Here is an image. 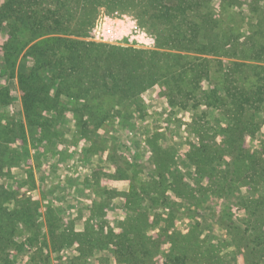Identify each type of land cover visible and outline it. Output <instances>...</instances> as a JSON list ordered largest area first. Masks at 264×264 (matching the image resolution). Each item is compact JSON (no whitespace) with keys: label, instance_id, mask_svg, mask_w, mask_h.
Returning <instances> with one entry per match:
<instances>
[{"label":"rangeland","instance_id":"374dc122","mask_svg":"<svg viewBox=\"0 0 264 264\" xmlns=\"http://www.w3.org/2000/svg\"><path fill=\"white\" fill-rule=\"evenodd\" d=\"M136 1L119 0L116 6L112 0H102L96 12L84 8L82 10L84 14L86 12L84 18L88 22L86 30L81 36L67 37L107 46L157 50L156 35L142 15L141 9L133 5ZM138 2L144 4L143 1ZM207 2L214 7V17L222 21L218 28L223 33L237 36L231 43L236 56L230 58L207 56L214 60L211 63L213 72L210 79L193 82L188 98L181 100L180 106L174 109L167 106L163 97L165 87L160 84L159 87L155 86L143 94L142 112L131 109L130 117L126 120L112 116L93 136H78L76 117L63 111L55 103L43 105L41 109L44 114L43 120L46 118L53 125L49 128V134L46 135L44 132L43 123H39L34 129H28L24 123L18 78L29 75L31 62L23 56L24 50L11 68L3 69L2 51L9 22L8 18H3L0 28V76L1 79L3 76L6 79L1 81L0 94H6L5 101L8 105L0 108V116H3L0 124L9 123L11 126L13 121H20L23 125L21 132L28 141L18 138L13 143L7 140L8 150L14 146L19 151V157L4 163L2 170L11 173V178H2L0 183L2 182L6 192L11 190L29 199L28 210L32 215L28 214V210L27 214L35 218L39 234L36 239H31L29 235L17 236L12 241L5 239V244L10 246L12 264H71V258L78 256L74 245L62 246L55 251L53 247L54 235L66 233L68 222L79 220L76 218V212L79 213L80 209L74 207L58 210L55 200L37 199V192L30 193L31 189L35 188V181L30 186L23 185L27 179L26 175L31 172L30 174L36 173L39 181H57L55 176L59 174L61 166L64 165L63 169L67 172L69 169L66 167L76 164L83 170L100 176L107 188L117 187L118 191H121L127 185L117 183L115 180L119 167L113 163V159H117L121 171L129 177H134L133 185L140 193L142 191L139 188L140 183L136 181L137 175L140 174L141 180L149 185L160 176L168 177L169 180L163 185L166 207L149 208L150 196L145 194L140 196L142 201L111 191L109 194L93 198L94 204L102 206L105 213L111 214L108 219L115 223L107 226L103 218H92L88 215L90 218H87L86 222L94 231L98 258L105 250V253L110 252L109 255L112 256L111 251L107 249L108 245L100 244L101 237L108 233L124 234L126 230L122 221L128 216L141 213L147 216L144 235L152 247L150 264H178L175 257L180 254L175 252L174 243L192 235L196 236V239L192 237L191 248L205 255L209 251L210 259H213L212 264H246L247 261L244 259L246 247L240 240L247 241L257 235L254 231L259 226V215L257 212L252 214L251 207L256 209L259 202L264 203V184H253L242 176L236 178L238 172L234 166H230L231 160L240 158L237 153H231L228 145L236 113L220 90L222 86L218 81L222 77V71L226 70L228 73L227 70H230L232 78L234 77V80L230 78L232 81L230 86L241 88L237 83L236 74L244 71L251 76L255 67L264 66L263 58L248 57L245 52L250 45L248 41L251 36L250 28L257 25V19L264 18V0H207ZM5 3L6 0H0V13ZM204 13L206 12L203 11L202 14ZM189 56L196 59L201 55L192 53ZM191 63L197 62L192 60ZM213 91L218 93L221 101L220 99L214 101L211 97ZM78 104L81 102L78 101ZM262 104L263 96L260 93L259 96H255L254 105H250L251 107L245 111L242 109L244 115L242 124L245 127L240 137L239 148L248 155L247 163H251L257 153L264 151ZM83 116L87 117V113ZM246 116L251 118L248 120ZM43 133L47 138L42 137ZM50 135L56 137L53 144L49 142ZM74 137L80 141L78 145H74L72 140ZM202 144H208L216 151H221V156L212 158L207 154L191 162L188 159L191 146L199 147ZM227 167L230 171L226 170ZM171 177H178L179 181L173 183ZM60 185H65V182L62 181ZM176 186L182 190L180 197L177 195ZM71 201L64 200L66 204ZM30 207H34L33 211ZM48 208L56 211L51 225L44 221L41 215L42 210ZM154 220L157 223H154ZM261 246L258 242L257 247L255 244H248L249 250L256 252V256L248 259L249 263L264 264V251L259 249ZM191 263L206 264V260L199 257Z\"/></svg>","mask_w":264,"mask_h":264},{"label":"trees","instance_id":"16d2710c","mask_svg":"<svg viewBox=\"0 0 264 264\" xmlns=\"http://www.w3.org/2000/svg\"><path fill=\"white\" fill-rule=\"evenodd\" d=\"M101 1L6 0L0 13V28L3 18H8L9 21L2 51L3 69L11 68L16 58L25 50L23 56L31 62V70L28 76H19L18 84L22 93L24 123L28 129H34L39 123H43L44 132L46 135L49 134V128L53 125L48 119L43 120L44 114L41 109L43 105L55 103L63 111L76 117L78 136H93L112 116L126 120L130 117L131 109L142 112L143 94L155 86L159 87L160 84L165 87L163 97L167 106L174 109L180 106L181 100L188 98L193 82L210 79L213 72L211 63L214 60L208 57L236 56L231 43L237 36L223 33L218 28L222 21L214 17V7L210 6L207 0H138L144 4L135 0L133 5L141 9L142 15L156 35L157 50L107 46L68 38L67 36L77 37L84 33L88 22L84 18L86 12L84 14L82 10L88 8L90 12H96ZM112 2L116 5L119 0ZM203 11L206 13L202 14ZM250 33L251 36L248 38L250 45L245 50L247 56L264 59V18L257 19V25L250 28ZM192 53L201 56L195 59L189 56ZM248 57L246 58L249 59ZM185 59L195 60L197 63L193 64ZM227 71L228 73L226 70L222 71L218 83L222 86L220 90L229 100L228 104L236 113L228 145L231 153H237L240 157L231 160L230 166H234L238 172L236 178L242 176L253 184H264V151L257 153L254 160L247 163L248 155L239 148L240 137L245 127L242 124L244 117L242 109L245 111L251 107L250 105H254L255 96H259L260 93L263 96L264 109V66L255 67L251 76L244 71L240 72L241 74H233L241 88L230 86L234 77L232 78L230 70ZM1 77L0 84L6 79L5 76L3 79ZM211 97L214 101L220 99L218 93L214 91ZM6 99V94L1 93L0 108L8 105ZM78 101L81 104H78ZM84 113H87L85 118ZM2 117L0 116V119ZM250 118L246 116V119ZM22 126L20 121H13L11 126L9 123L0 124V179L11 178V173L3 172L2 167L7 161L18 158L19 151L14 146L8 150L6 144L7 140L14 143L18 138L25 139L21 132ZM43 136L45 137L44 133ZM54 136L50 135V138ZM207 154L217 158L222 152L216 151L208 144L191 146L188 159L192 162L193 159ZM229 167L226 168L227 171H230ZM123 175L125 173L120 169L118 178L123 179ZM26 178L28 183L32 182L31 174L28 173ZM168 180V177L160 176L149 185L136 179L142 192H137L132 183L127 194L138 199L143 194L149 195V208H164L166 204L163 198V185ZM170 180L173 183L179 181L178 177H171ZM1 183L0 264H12L10 246L5 244V239L12 241L21 235H29L31 239H36L39 237L38 225L35 218L27 214L29 199L11 190L6 192ZM176 187L177 195L180 197L182 190ZM263 205V202H259L256 209L251 207L252 214L257 212L259 215V226L254 231L257 235L247 241L240 240L246 247L244 255L246 264H251L248 259L256 256L255 250L250 251L248 244H255L257 247L258 242L262 245L259 249L264 251ZM55 212V210L46 212L49 225L55 219ZM145 216L146 214L138 213L126 217L123 222V228L126 230L124 234L102 236L100 242L116 245L118 250L115 255L122 258L126 264H150L152 247L144 235ZM154 223L157 222L154 220ZM192 237L196 239V236L192 235L174 243L175 252L180 254L175 260L178 264H189L192 260L203 257L206 264H210L213 260L210 259L211 253L207 251L208 254L205 255L191 248ZM61 238L63 237L60 236L59 239ZM65 241L63 238L62 242ZM59 246L61 245L55 244L53 250H58ZM79 254L83 259L87 252L80 249Z\"/></svg>","mask_w":264,"mask_h":264},{"label":"crops","instance_id":"0c3cea01","mask_svg":"<svg viewBox=\"0 0 264 264\" xmlns=\"http://www.w3.org/2000/svg\"><path fill=\"white\" fill-rule=\"evenodd\" d=\"M146 97H148V96H146ZM44 138H47V137H44ZM48 139H49V142L51 144H53L56 137H51V138L49 137ZM72 140L74 142V145H78V143L80 142L75 137H74V139L72 138ZM25 141H28V140H26V137H25ZM59 144L60 143L58 142V145ZM12 145H15V144H12ZM13 148L14 147L12 146V149ZM134 159L136 160V158H134ZM71 161H69V162H71ZM73 161H75V159ZM112 161L115 165L117 164V166H119L117 159H113ZM69 162H67V163H69ZM66 164H65V166H66ZM63 167H64V165L61 166V168L59 170V174L57 176H55L57 178V181L56 180L51 181V182H48V180H40L39 181L38 177L36 176V173H34V174H31V175H33L31 183H28L27 179L26 180L24 179L25 182H23V185L25 187H27V186H30L35 181V188L31 189L32 191L30 193L37 192L36 198L40 199V200L42 198H45L49 201L55 200L56 201L55 205L57 206L58 210H64L65 208L69 209V208H74V207L80 209L79 213L76 212V218L78 217L79 220L78 221L70 220L68 222L69 225H68V230L66 231V233L62 232L63 234L61 233L58 235H54V237H55L54 244H60L61 245V246H59L60 248L62 246L72 247L73 245L76 247V252H78V256L71 258L72 259L70 262L71 264H83V263L84 264H88V263L89 264H126L122 258L117 257L115 255V252L117 250L116 245H108L107 246V244H104V243L102 244V242H100V244L102 246H107V249L111 251L112 256L109 255L110 252L105 253V251H106L105 250L103 252L102 256H100L98 258V255H97L98 246L95 244V238L96 237H95L93 229L88 225V222H86V221H87V218L89 215L92 218H95V217L103 218L105 220V222L107 223V226L114 225L115 223H111L110 220L108 219L111 216V214L105 213V211L102 209V206L94 204L92 199L101 196V194H105V193L109 194V191L115 192V193H121V194L123 193L122 194L123 196L133 198L132 195L127 194L128 191H130V185L134 181L133 177H129L125 174L126 176L123 175V177H124L123 179H119L117 176L118 173L115 174L116 175L115 180L118 181L117 183H126V185H127V187L125 189L123 188V190L118 191L117 187L116 188L115 187L114 188H107L105 185H103V182L100 179L101 178L100 176H98V175L95 176L94 172L89 173L87 170H85V169L83 170L81 167H78L76 164H73V166L71 165L69 168L66 167L67 169H69L67 172L64 171ZM70 168H72V169H70ZM119 171H120V167H119ZM121 172H123V171H121ZM30 173L31 172H29V174ZM69 176H71L72 178ZM68 178H70V179H68ZM137 179L140 182H144L143 180H141L140 175L138 176ZM59 181H60V183L62 181H64L65 185H60ZM134 198L138 199L137 197H134ZM65 199H68L69 201H71L70 199H72V201L67 202V204H66L64 202ZM77 202L79 204H77ZM73 203H75L74 206H73ZM39 205L42 208V205L41 204H39ZM69 205H71V206L69 207ZM33 208L34 207L31 208V211H33ZM48 210H52V209L48 208ZM46 212H47V210H42V212H41V215L43 216L44 221H48V218L46 216ZM28 214L32 215V213H29V210H28ZM146 217L144 218V224H146V222H145ZM124 221H125V219L122 222H124ZM56 229H58V228H56ZM107 235H112V234L108 233V234L103 235V236H107ZM60 236L65 238L66 241L62 242L63 238L59 239ZM101 239H100V241H101ZM79 248L82 249L83 251L87 252L86 257L83 259H82V257H80V254H79L80 249Z\"/></svg>","mask_w":264,"mask_h":264}]
</instances>
